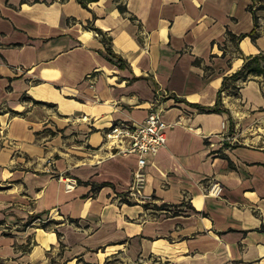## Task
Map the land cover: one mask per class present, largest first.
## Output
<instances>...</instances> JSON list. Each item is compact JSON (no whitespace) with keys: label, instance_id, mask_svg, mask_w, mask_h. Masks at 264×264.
<instances>
[{"label":"crops","instance_id":"1","mask_svg":"<svg viewBox=\"0 0 264 264\" xmlns=\"http://www.w3.org/2000/svg\"><path fill=\"white\" fill-rule=\"evenodd\" d=\"M85 2L0 0V264H264V72L229 77L264 52V0ZM224 76L227 110L191 104ZM153 102L173 125L129 204L136 154L105 133Z\"/></svg>","mask_w":264,"mask_h":264},{"label":"built area","instance_id":"2","mask_svg":"<svg viewBox=\"0 0 264 264\" xmlns=\"http://www.w3.org/2000/svg\"><path fill=\"white\" fill-rule=\"evenodd\" d=\"M88 76V78H90ZM146 116L140 120H120L113 124L105 133L106 141L116 153L136 154V167L131 173V182L122 196L125 199H137L144 203L151 201L153 196L144 193L146 183V156L155 154L167 141V130L173 125L162 117L163 107H157L153 102ZM3 128L0 127V132ZM64 189L72 190L78 181L72 176H64ZM222 186L218 182H211L207 192L222 196ZM36 220H40L37 217Z\"/></svg>","mask_w":264,"mask_h":264},{"label":"trees","instance_id":"3","mask_svg":"<svg viewBox=\"0 0 264 264\" xmlns=\"http://www.w3.org/2000/svg\"><path fill=\"white\" fill-rule=\"evenodd\" d=\"M82 6H86V2L85 0H78ZM253 5H250V9L252 10V16H253V19L255 21V24L257 23V16L255 15V9H253L252 7ZM258 7H264V4H258ZM118 8L122 11L126 10L124 8L123 5H121L120 3L118 4ZM95 31H97L98 34L101 35V38H102V41L104 42V45H105V56L106 58L116 64L117 66H125L126 65V62L121 58V56H119L118 54L116 55V53L112 52L111 50V47H110V40L111 38L106 35L105 32L99 30L98 28H95L93 26H91ZM228 36L231 38H241L244 34H239V35H235L233 33H230V32H227ZM199 60L196 59L195 62H198ZM243 65H242V68L240 70H237L235 72L232 73V75H230L229 77H234V76H238L242 81H247V79L249 78H252L250 75H256V74H261V72H264V52H260L259 54L257 55H251V56H244L243 58ZM229 77H225L224 76V79L222 81V85L221 87L218 88V93H217V98H216V101L214 102L213 105H210V106H200L199 104L197 103H191L192 105H195L199 108H201L202 111H209V112H219V111H225L227 110L226 107H224L223 105H221V94H222V89H224L226 87V80L229 78ZM238 88V85L234 84L232 86V89H237ZM106 183L105 182H101V183H93L94 187H101L103 185H105ZM92 185V187H93ZM127 203H132L130 200L126 199L125 200ZM165 205L167 204H160L159 206L157 207H164ZM37 217L40 218V214L37 213V214H33L31 216L28 217V219L26 220V222H29V221H32L34 219H36ZM41 219V218H40ZM69 220H73L72 218H69ZM40 226L44 227V228H47L49 226V223L50 221H42V222H39ZM56 233H57V236L60 237L61 236V233L55 229Z\"/></svg>","mask_w":264,"mask_h":264},{"label":"rangeland","instance_id":"4","mask_svg":"<svg viewBox=\"0 0 264 264\" xmlns=\"http://www.w3.org/2000/svg\"><path fill=\"white\" fill-rule=\"evenodd\" d=\"M109 264H120V261L118 259H112Z\"/></svg>","mask_w":264,"mask_h":264}]
</instances>
